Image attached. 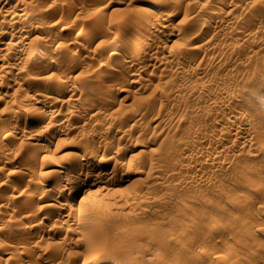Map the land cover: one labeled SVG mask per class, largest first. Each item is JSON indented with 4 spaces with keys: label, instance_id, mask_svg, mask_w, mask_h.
Returning a JSON list of instances; mask_svg holds the SVG:
<instances>
[{
    "label": "rangeland",
    "instance_id": "1",
    "mask_svg": "<svg viewBox=\"0 0 264 264\" xmlns=\"http://www.w3.org/2000/svg\"><path fill=\"white\" fill-rule=\"evenodd\" d=\"M123 1L0 0V264H264V0Z\"/></svg>",
    "mask_w": 264,
    "mask_h": 264
},
{
    "label": "bare ground",
    "instance_id": "2",
    "mask_svg": "<svg viewBox=\"0 0 264 264\" xmlns=\"http://www.w3.org/2000/svg\"><path fill=\"white\" fill-rule=\"evenodd\" d=\"M115 1V0H114ZM125 1H127V0H125ZM124 1L123 0H117V4H122ZM125 3V2H124ZM159 4V3H158ZM116 6V5H115ZM114 6V7H115ZM119 6V5H118ZM148 7V6H147ZM118 7L116 6V8L115 9H117ZM145 8V7H144ZM113 9V8H112ZM156 9H158V6L157 5H152V6H149V8H148V11H146V12H152V11H154V10H156ZM114 10V9H113ZM147 10V9H146ZM112 11V10H111ZM157 11V10H156ZM150 12V13H151ZM155 12V11H154ZM220 12L221 11H216L215 12V14L216 15H219L220 14ZM150 13H148L149 15H150ZM152 14V13H151ZM168 14V13H167ZM172 14V13H171ZM153 15H154V13H153ZM12 16H14V18L16 17V18H21V16H20V14L19 13H17L16 11L12 14ZM151 16V15H150ZM167 16V15H166ZM153 19V18H152ZM151 20V19H150ZM150 20H149V22H150ZM153 21H154V19H153ZM157 21V20H156ZM159 21V20H158ZM8 22V21H7ZM155 22V21H154ZM159 22H161V21H159ZM158 22V23H159ZM146 23H148V22H146ZM145 23V25H148V24H146ZM153 25V24H152ZM155 25V24H154ZM157 25H159V24H157ZM157 25H155V26H157ZM165 25V24H164ZM167 25V24H166ZM72 26V25H71ZM71 26H69L68 24H62V26L61 27H58L59 28V30H60V32H68V30L70 29V27ZM149 26V25H148ZM28 27V26H27ZM31 27V26H30ZM169 27V26H168ZM146 28H149V27H145V29ZM151 28V27H150ZM157 28V27H156ZM29 29V28H28ZM152 29V28H151ZM163 29V28H162ZM172 29V28H171ZM27 30V29H26ZM30 30V29H29ZM81 30V29H80ZM146 30H149V29H146ZM168 30V29H167ZM82 31V30H81ZM80 31V33H77L79 36H81V38H83V36H84V38H85V40L87 41V42H91L92 40H94L93 38V36L94 35H92V34H88V35H86L87 33H84V32H81ZM83 31H85V30H83ZM154 32V31H153ZM3 33V32H2ZM26 35V34H25ZM130 35H131V33H130ZM133 35V34H132ZM131 35V36H132ZM131 36H129V37H131ZM22 37H24V36H22ZM127 37V36H126ZM125 37V38H126ZM154 37V36H153ZM80 38V37H79ZM132 38V37H131ZM75 39H77V38H75ZM128 39H130V38H128ZM133 39V38H132ZM125 40V39H124ZM74 41V40H73ZM122 41V40H121ZM127 41V40H126ZM133 41V40H132ZM122 42H124V41H122ZM121 42V43H122ZM70 43V42H69ZM127 43H129V42H127ZM83 46V45H82ZM137 46V45H136ZM144 46V45H143ZM142 45H140V47H139V50H144L145 48L143 47ZM77 48V47H76ZM144 48V49H143ZM80 50V49H79ZM21 51V50H20ZM73 51V50H72ZM114 52V51H113ZM136 52V51H135ZM77 53V52H76ZM136 54V53H135ZM135 54H133V55H135ZM138 54V53H137ZM115 55V54H114ZM132 55V56H133ZM131 56V57H132ZM111 57V56H110ZM41 59V58H40ZM43 59V58H42ZM64 59V58H63ZM133 59V58H132ZM39 61V60H38ZM67 61V60H66ZM34 62V61H33ZM106 63V61L104 62V66L107 64H105ZM110 64V63H109ZM5 65H3L2 67H4ZM107 66H109V65H107ZM1 67V68H2ZM103 67V66H102ZM0 68V69H1ZM16 68V67H15ZM19 68V67H18ZM17 74V73H16ZM19 74V73H18ZM5 77H6V75H4ZM69 76V75H68ZM3 77V76H2ZM7 78V77H6ZM9 78V77H8ZM2 79V78H1ZM12 79V78H11ZM59 81H63V80H65V75H62L61 77H59ZM6 80V79H5ZM58 80V79H57ZM3 81H4V79H3ZM14 81V80H13ZM15 81H17L16 79H15ZM7 82V81H6ZM56 82V81H55ZM57 84V83H56ZM77 84H78V82H77ZM52 85V84H51ZM65 86V85H64ZM73 86V85H72ZM75 87V86H74ZM79 87V86H78ZM53 88V87H52ZM65 91V90H64ZM84 95V94H83ZM55 97V96H54ZM60 98V97H59ZM41 99V98H40ZM47 99V98H46ZM57 99V98H56ZM65 99V98H64ZM57 112V111H56ZM60 113V112H59ZM60 115V114H59ZM51 116V115H50ZM54 116V115H53ZM51 118V117H50ZM57 118V117H56ZM59 118V117H58ZM239 119V118H238ZM56 120V119H55ZM52 123H53V121H52ZM18 124V123H17ZM16 124V125H17ZM8 125V124H7ZM6 126V125H5ZM0 127V138L2 139L3 137L4 138H8V135L10 136V133L13 131H11L10 130V128L9 127ZM12 126H14V125H12ZM17 127V126H16ZM34 127V126H33ZM11 128H13V127H11ZM15 131V130H14ZM28 131V130H27ZM35 134V133H34ZM13 135V134H12ZM89 156L90 155H86V156H84V158L83 159H88L89 158ZM91 158V157H90ZM94 158V157H93ZM100 161V160H99ZM98 164V163H97ZM90 172V171H89ZM99 173L100 174H104V171H100L99 170ZM92 174V173H91ZM96 174V173H95ZM86 178V177H85ZM76 179V178H75ZM78 179V178H77ZM41 184V183H40ZM81 184H82V182L80 181V182H77V183H75L74 184V186H73V191H78L79 190V188H80V186H81ZM84 184V183H83ZM64 185V184H63ZM60 187V186H59ZM72 188H70V191L72 192V190H71ZM93 190V189H92ZM96 190V189H95ZM94 190V191H95ZM87 191H89V190H87ZM74 192V193H75ZM88 193H90V192H88ZM91 193H92V191H91ZM41 199V198H40ZM214 226V225H213ZM216 226H217V224H216ZM215 227V226H214ZM226 253V252H225ZM228 254H230L229 252L226 254V255H228ZM223 257H225V255H223ZM228 257V256H227Z\"/></svg>",
    "mask_w": 264,
    "mask_h": 264
}]
</instances>
